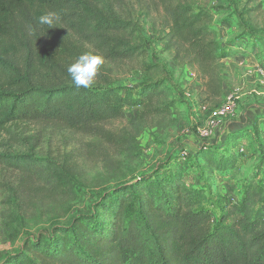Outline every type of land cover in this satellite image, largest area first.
Wrapping results in <instances>:
<instances>
[{"label": "trees", "instance_id": "obj_1", "mask_svg": "<svg viewBox=\"0 0 264 264\" xmlns=\"http://www.w3.org/2000/svg\"><path fill=\"white\" fill-rule=\"evenodd\" d=\"M205 1L134 0L138 9H133L152 22L176 67L188 69L197 80L205 78L202 93L213 101L223 94L221 61L238 50L220 41L218 12L195 8ZM253 1L245 0L247 4ZM122 4L124 0H0V133L14 124L53 123L99 136L125 151L132 149L145 129L165 127L174 101L163 82L143 84L136 90L119 91L108 81L77 89L67 71L85 52L113 62L141 55L129 37L138 29L135 22L122 17ZM48 12L61 16L50 29L36 24V18ZM151 14L159 16V25ZM245 36L251 46L261 45L259 36ZM127 107L139 109L141 116L127 118ZM262 110L251 114L248 124L239 118L230 122L221 140L214 137L200 145L188 144L190 152L184 159L180 152L178 159L184 162L190 155L203 163L208 177L233 172L244 152L240 141L251 129L264 160ZM124 121L130 129L105 130ZM25 146L29 151L22 153L2 146L0 176L19 175L46 187L50 198L73 199L76 192L70 173L54 161L36 157V139H28ZM263 168L251 171L241 199L227 204V212L216 224L209 211L207 187L188 184L180 168L169 165L116 183L91 209L74 214L66 225L54 221L48 233L26 240L5 264H264V182L258 177ZM3 184L0 219L1 206L16 205V191L23 186L20 183L14 189L12 184ZM23 191L21 199L27 193ZM20 206L12 207L15 212L6 216L5 227L15 237L21 230L12 228Z\"/></svg>", "mask_w": 264, "mask_h": 264}, {"label": "rangeland", "instance_id": "obj_2", "mask_svg": "<svg viewBox=\"0 0 264 264\" xmlns=\"http://www.w3.org/2000/svg\"><path fill=\"white\" fill-rule=\"evenodd\" d=\"M133 8L138 9L134 0L130 3L124 0L119 12L122 17L135 22L138 31H133L134 35L129 33V37L139 46L141 55L127 62H113L102 56L104 64L92 85L99 86L108 81L111 87L123 91L136 90L147 83L163 82L170 89L174 101L171 115L163 123L165 127L145 129L137 136L132 149L125 151L116 149L99 136H87L53 123L14 124L8 131L1 132L0 150L5 145L13 153L29 151L25 142L30 138L36 139L35 156L54 161L65 168L74 180L76 193L73 199L71 196L50 198L46 187L37 181L21 179L19 175L4 176L7 180L0 176L2 196L5 193V184L1 185L2 182L9 186L12 184L14 189L20 183L23 185L16 191L19 197L14 200L16 205H12H21L18 220L12 226L14 230L21 228L17 237L5 227L6 216L15 212L14 208L1 206L0 264H5L9 257L19 252L26 240L48 233L52 229V222L57 221L58 226L66 225L74 214L91 209L98 197L116 183L169 165L174 169L180 168L183 180L188 184H205L206 198L212 203L209 205L212 222L216 224L222 214L227 212L226 205L241 199L244 183L251 171L257 166L264 167L262 154L254 141L256 136L251 129L240 141L244 152L233 172H216L208 177L200 161L196 162L190 155L184 162L178 159L180 152H190L188 144L192 146L191 143L200 145L203 141L208 142L215 137L218 127L243 116L249 108L264 107V0H254L250 4L245 0H206L195 5L196 9L208 8L218 12L216 21L224 23L220 27L223 42L229 44L231 49L238 50L236 57L233 55L221 61L223 94L213 101L206 99L202 93L205 78L197 80L188 69L176 67L171 54L163 49L152 22ZM151 17L157 25L160 24L158 15L151 14ZM248 33L259 36L261 45L251 46L245 36ZM86 47L91 50L89 46ZM186 70L187 73L184 72ZM232 93L235 98L234 112L227 117L216 118L215 111L223 104L225 97ZM217 101L219 106L213 108ZM125 114L127 118H139L141 111L127 107ZM212 120L216 123L213 129L209 127ZM123 127L131 128L124 121L107 125L105 130L115 132ZM183 164L187 165L185 169ZM263 172L264 168L258 174L261 182H264ZM22 188L25 190L23 194L27 192L23 199L20 197Z\"/></svg>", "mask_w": 264, "mask_h": 264}, {"label": "clouds", "instance_id": "obj_3", "mask_svg": "<svg viewBox=\"0 0 264 264\" xmlns=\"http://www.w3.org/2000/svg\"><path fill=\"white\" fill-rule=\"evenodd\" d=\"M61 16L57 12H48L36 18L37 25H47L48 28H54ZM104 64V58L90 52L80 54L74 63L69 65L67 71L72 79L74 86L79 88H90Z\"/></svg>", "mask_w": 264, "mask_h": 264}, {"label": "crops", "instance_id": "obj_4", "mask_svg": "<svg viewBox=\"0 0 264 264\" xmlns=\"http://www.w3.org/2000/svg\"><path fill=\"white\" fill-rule=\"evenodd\" d=\"M224 23H222V25H223ZM220 27L221 26H219V27H217V30H218V32H219V39H220V41L221 42H223V40H224V37L220 34ZM224 43V42H223ZM230 46V45H229ZM232 50H235V51H237V49H232ZM237 55H235L234 57H236ZM230 57H226V58H223L222 59V61L223 60H225V59H229ZM185 73H187V70L186 71H184ZM262 109H264V107H262ZM261 109V107H260V109H258V108H249V109H247L246 110V112L244 113V115L243 116H241V117H239V119H240V122L242 123V124H248V117H250L251 116V114H257V113H260V112H263V110ZM246 121H245V120ZM230 126L231 125H229V123H226V124H224V125H222V126H220V127H218L217 128V130H216V132L214 133L215 134V137H218L220 140L222 139V137H224L225 136V132H226V130L228 129H230ZM227 128V129H226Z\"/></svg>", "mask_w": 264, "mask_h": 264}, {"label": "built area", "instance_id": "obj_5", "mask_svg": "<svg viewBox=\"0 0 264 264\" xmlns=\"http://www.w3.org/2000/svg\"><path fill=\"white\" fill-rule=\"evenodd\" d=\"M234 109H235V98H234V94L232 93L225 97L223 104L215 111L214 115L216 118L227 117L229 115H232ZM214 122L215 121L212 120L209 123V127L211 129H213L216 125V123ZM185 156H186V152H183L181 158L184 159Z\"/></svg>", "mask_w": 264, "mask_h": 264}]
</instances>
